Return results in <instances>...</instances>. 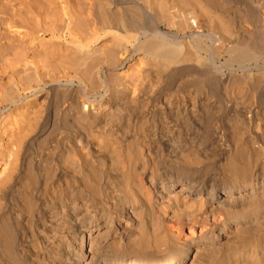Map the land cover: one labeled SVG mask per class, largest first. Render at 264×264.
I'll use <instances>...</instances> for the list:
<instances>
[{
  "label": "bare ground",
  "instance_id": "1",
  "mask_svg": "<svg viewBox=\"0 0 264 264\" xmlns=\"http://www.w3.org/2000/svg\"><path fill=\"white\" fill-rule=\"evenodd\" d=\"M0 264H264V0H0Z\"/></svg>",
  "mask_w": 264,
  "mask_h": 264
}]
</instances>
